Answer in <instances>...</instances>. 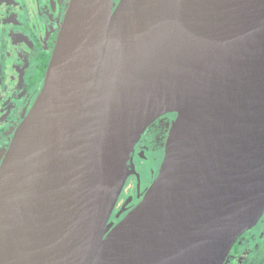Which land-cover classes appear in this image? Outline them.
I'll return each instance as SVG.
<instances>
[{
	"label": "water",
	"instance_id": "obj_1",
	"mask_svg": "<svg viewBox=\"0 0 264 264\" xmlns=\"http://www.w3.org/2000/svg\"><path fill=\"white\" fill-rule=\"evenodd\" d=\"M159 171L108 218L154 119ZM264 213V0H69L0 161V264H223Z\"/></svg>",
	"mask_w": 264,
	"mask_h": 264
},
{
	"label": "flooded vegetation",
	"instance_id": "obj_2",
	"mask_svg": "<svg viewBox=\"0 0 264 264\" xmlns=\"http://www.w3.org/2000/svg\"><path fill=\"white\" fill-rule=\"evenodd\" d=\"M68 1L0 0V144L5 148L1 159L22 115L28 112L43 84ZM174 117V112L159 115L135 144L129 158L132 172L108 218L112 225L142 199L155 179ZM263 216L264 213L257 224ZM259 243L264 247L263 229H258L250 238L252 247ZM245 245V241L236 240L223 264H264V249L250 257Z\"/></svg>",
	"mask_w": 264,
	"mask_h": 264
},
{
	"label": "rangeland",
	"instance_id": "obj_3",
	"mask_svg": "<svg viewBox=\"0 0 264 264\" xmlns=\"http://www.w3.org/2000/svg\"><path fill=\"white\" fill-rule=\"evenodd\" d=\"M4 149H5L4 145L0 144V161H1V156L3 155ZM258 229L264 230V216L262 217V220L258 222V224L256 223L254 227H251L250 229H247L246 231H244L243 232L244 234L240 235V237L237 239V241H239V239H241L242 241H245L246 243L245 248H249L250 257L258 253L260 249H264L261 243H259V245L254 246V247L250 245V238L254 236V234H256ZM256 242H258V238L256 239Z\"/></svg>",
	"mask_w": 264,
	"mask_h": 264
}]
</instances>
